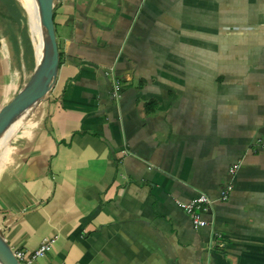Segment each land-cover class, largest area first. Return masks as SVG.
Returning a JSON list of instances; mask_svg holds the SVG:
<instances>
[{
	"label": "crops",
	"instance_id": "obj_1",
	"mask_svg": "<svg viewBox=\"0 0 264 264\" xmlns=\"http://www.w3.org/2000/svg\"><path fill=\"white\" fill-rule=\"evenodd\" d=\"M54 21L56 83L1 152L13 250L57 234L29 264H264V0H55ZM29 53L0 32V106ZM202 193L197 228L178 201Z\"/></svg>",
	"mask_w": 264,
	"mask_h": 264
},
{
	"label": "water",
	"instance_id": "obj_2",
	"mask_svg": "<svg viewBox=\"0 0 264 264\" xmlns=\"http://www.w3.org/2000/svg\"><path fill=\"white\" fill-rule=\"evenodd\" d=\"M40 12L44 53L22 89L0 110V136L26 111L42 102L56 83L60 50L54 21L55 0H37ZM0 264H23L0 227Z\"/></svg>",
	"mask_w": 264,
	"mask_h": 264
},
{
	"label": "built area",
	"instance_id": "obj_3",
	"mask_svg": "<svg viewBox=\"0 0 264 264\" xmlns=\"http://www.w3.org/2000/svg\"><path fill=\"white\" fill-rule=\"evenodd\" d=\"M115 91L120 89L119 83L115 84ZM264 147V144H263ZM238 165L235 164L230 168V173L235 174ZM233 190V184L228 183L222 191V198L228 199L231 191ZM179 205L191 216L194 225L199 228L205 226L209 223L208 219L204 217L205 213L210 211L212 205V199L207 194H200L196 198L190 201H178ZM58 238V235H52L45 238L40 246L33 251H27L25 249L14 250L15 256L20 259L23 264H29L31 261L46 256L50 251H52L53 246Z\"/></svg>",
	"mask_w": 264,
	"mask_h": 264
},
{
	"label": "rangeland",
	"instance_id": "obj_4",
	"mask_svg": "<svg viewBox=\"0 0 264 264\" xmlns=\"http://www.w3.org/2000/svg\"><path fill=\"white\" fill-rule=\"evenodd\" d=\"M28 16L29 14L22 0H0V32L4 36H10L11 39L12 35H14L17 43L22 46V49L27 48V51L31 52L29 54L31 56V63L33 64L32 66H34L36 63L35 45L33 42L30 16ZM58 42L61 44V40H58ZM1 106L0 110L3 107Z\"/></svg>",
	"mask_w": 264,
	"mask_h": 264
},
{
	"label": "bare ground",
	"instance_id": "obj_5",
	"mask_svg": "<svg viewBox=\"0 0 264 264\" xmlns=\"http://www.w3.org/2000/svg\"><path fill=\"white\" fill-rule=\"evenodd\" d=\"M22 1L30 16L33 42L35 45L36 61L38 62L42 59L44 53L43 35H42L38 2L37 0H22ZM31 110L32 108L26 111L22 116H20L18 120L14 122L11 126H9L0 136V158H1L2 150L7 146L9 140L17 132V130L19 129V127L23 122V119Z\"/></svg>",
	"mask_w": 264,
	"mask_h": 264
},
{
	"label": "trees",
	"instance_id": "obj_6",
	"mask_svg": "<svg viewBox=\"0 0 264 264\" xmlns=\"http://www.w3.org/2000/svg\"><path fill=\"white\" fill-rule=\"evenodd\" d=\"M56 24V23H55ZM60 64H61V61H60Z\"/></svg>",
	"mask_w": 264,
	"mask_h": 264
}]
</instances>
